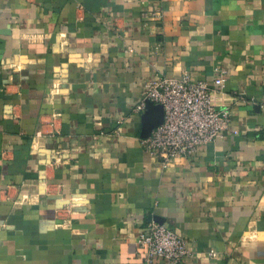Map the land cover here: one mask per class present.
<instances>
[{
  "label": "crops",
  "instance_id": "crops-1",
  "mask_svg": "<svg viewBox=\"0 0 264 264\" xmlns=\"http://www.w3.org/2000/svg\"><path fill=\"white\" fill-rule=\"evenodd\" d=\"M184 73L230 127L163 168L135 110ZM151 222L264 264V0H0V264H143Z\"/></svg>",
  "mask_w": 264,
  "mask_h": 264
},
{
  "label": "built area",
  "instance_id": "built-area-1",
  "mask_svg": "<svg viewBox=\"0 0 264 264\" xmlns=\"http://www.w3.org/2000/svg\"><path fill=\"white\" fill-rule=\"evenodd\" d=\"M227 75V70L218 71L212 82L213 90L223 88ZM212 88L206 82L191 81L187 73L177 79L160 78L146 85L135 111H144L145 102L149 101L162 107L163 121L141 143L163 168L176 158H190L199 146L221 139L229 130L230 111L213 105ZM53 118H59V115L55 114ZM136 245L143 251V264H154L156 259L180 264L189 255L185 240L156 222L147 225Z\"/></svg>",
  "mask_w": 264,
  "mask_h": 264
},
{
  "label": "water",
  "instance_id": "water-1",
  "mask_svg": "<svg viewBox=\"0 0 264 264\" xmlns=\"http://www.w3.org/2000/svg\"><path fill=\"white\" fill-rule=\"evenodd\" d=\"M163 121V110L160 105L146 101L145 110L141 117V134L142 139L150 136L153 129L160 126Z\"/></svg>",
  "mask_w": 264,
  "mask_h": 264
}]
</instances>
